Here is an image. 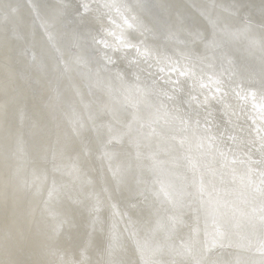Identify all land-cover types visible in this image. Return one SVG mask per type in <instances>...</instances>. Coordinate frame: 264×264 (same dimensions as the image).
Instances as JSON below:
<instances>
[{"label":"snow or ice","instance_id":"6c2138e0","mask_svg":"<svg viewBox=\"0 0 264 264\" xmlns=\"http://www.w3.org/2000/svg\"><path fill=\"white\" fill-rule=\"evenodd\" d=\"M81 7L90 13L88 3ZM148 7L143 0L135 4L127 0L100 4L97 6L99 29L94 35L89 33L104 71H111L115 64L112 54L118 52L128 60L130 69L146 64L159 71V75L152 74L150 84L143 82L137 71H132V79L127 72H116L109 81V94L119 92L114 102L129 113L130 119L121 118L119 110L108 105L97 113L89 110L86 118L73 108L65 113L70 132L65 135L57 132L53 139L51 129L39 121L27 130L13 126L9 112L14 98L0 104L5 212H15L20 207L19 198L31 197L25 217L33 215L32 203H35V213L43 220L48 237L54 238L59 233L68 221L56 203L63 196L70 198L81 173V160L91 155L84 144L74 157H69L68 152L90 123L98 139L102 134L106 137L101 140L99 158L108 162L117 189L134 185L130 206L135 208L143 203L150 212V218L137 228L130 220L125 221L124 213L110 203V196L104 199L95 191L87 193L90 214L97 219L105 206L113 209L103 264H131L122 258L125 233L135 245L137 264H257L239 256L232 260L216 255L220 250L233 248L248 252L255 249L260 256L258 264H264V18L259 24V73L237 71L226 50L228 43L239 40H246L250 48L256 46L257 41L251 38L255 26L247 17L235 29L224 25L217 31L218 22L214 23L211 36L200 37L204 54L196 56L202 65L197 71V65L191 62L193 54L179 47L184 44L179 30L165 34L166 40L177 45L174 55L149 43L150 34L154 39L157 37L156 28L138 11ZM133 33H139V37ZM70 61L71 58L61 57L59 65L52 70L70 73L73 70ZM217 61L226 63L227 68L218 70ZM99 73L97 68V76ZM173 74L177 75L176 80L172 79ZM181 77L191 80L193 90L198 88L199 94L190 91L187 99H182ZM113 81L118 88L112 86ZM205 88L208 92H204ZM229 98L242 102L245 108L251 106L248 112L251 124L246 136L243 128L239 133L227 125L221 130L207 116H201V110L207 112L211 101L223 105L226 114L231 111L235 115L233 105L227 102ZM142 108L146 115L141 114ZM104 116L110 119L105 122ZM26 136L34 140L32 152L24 148ZM121 150L123 160L113 167V160ZM257 155L259 158L254 159ZM66 159H71V166ZM57 173L68 180L58 182ZM189 218L191 223L187 222ZM33 223H37L35 218ZM184 228L187 232L180 236ZM4 239L6 244L18 243L20 236L9 233ZM3 264L69 262L7 260ZM78 264L91 262L82 258Z\"/></svg>","mask_w":264,"mask_h":264},{"label":"bare ground","instance_id":"6f19581e","mask_svg":"<svg viewBox=\"0 0 264 264\" xmlns=\"http://www.w3.org/2000/svg\"><path fill=\"white\" fill-rule=\"evenodd\" d=\"M54 1L56 3L52 7L49 2L53 1L44 0L41 7L37 8L34 21L29 7L16 5L8 0H0V104L5 99L14 98L9 112L13 126L27 130L33 123L39 121L51 129L54 139L57 132L61 135L70 132L65 113H70L75 108L86 118L89 110L97 113L104 105L118 109L121 118L130 119L129 113L120 109V105L114 102V97L120 95L119 92L109 94V81L112 80L117 70L115 71L112 67L107 73L100 70L97 76L96 59L88 61L84 57L82 46L77 42V38L84 35V32L80 28V21L77 23L73 17L76 13L80 20L79 10L75 6V9L70 8L72 5L70 2ZM184 1L189 5H184L189 12L194 10L192 8L197 9L196 0ZM13 8L18 9L12 11ZM96 12H98L97 7H93L86 16L89 19L87 21L90 23L89 26L95 28L99 25ZM245 17L249 18L247 12H242V15L237 17L222 19V26L228 25L235 29ZM36 20L38 24L42 23V31H37V26L33 25ZM254 31H258L257 35L261 40L259 28H254ZM260 40L257 39V42L259 43ZM65 43L68 48H64ZM244 44L245 40L233 41L226 45V50L231 51V57L234 58L235 63L239 62L241 66L243 64L244 71L254 70L259 73L260 64L235 53L241 47L244 49ZM69 47H71L70 50ZM26 51L27 55H30L28 60L25 57ZM55 51L64 60L71 58L73 70L70 73L65 74L62 71L52 70L60 63L54 58ZM197 55L198 53L195 54V59ZM122 62L125 63L128 60L125 59ZM258 62H261V59ZM129 70L133 69L129 68ZM102 76L106 78V81L103 86H100L96 81L99 82ZM112 86L119 87L114 81ZM108 119L110 117L104 116L105 122ZM2 127L3 116L0 115V130ZM91 127L89 123L88 130L83 132L80 139L73 141L69 149L68 156L74 157L80 150L81 144H84L90 149L91 155L86 160L83 158L81 160V173L79 179L76 180V187L71 190L70 198L63 196L56 203V207L68 222L54 238L48 237L43 220L35 213V203H32L33 215L25 217V208L31 202V197L19 198L20 207L15 212H5L2 195L3 166L0 160V264L7 260H64L69 264H78L82 258H86L91 264H103L106 259L104 252L109 243L113 209L105 206L98 219L90 214L91 201L87 197L90 191L99 193L104 199L110 196V203L116 204L117 210L124 213L125 221L130 220L137 228L142 227L141 224L150 218L149 208L145 204L139 203L135 208L130 206L135 195L134 188L131 190L132 185H122L117 189L112 173L109 171L108 162L99 158L98 149L101 141L91 131ZM104 138L106 137L103 135L102 139ZM25 141L24 148L32 152L33 138L26 136ZM2 153L3 145L0 143V156ZM122 160L123 150L113 160V167ZM65 162L71 166V159H66ZM55 179L63 183L68 180V177H61L57 173ZM88 181H91V184ZM51 182L52 176L50 175L48 183L51 184ZM34 218L37 220L35 224L33 223ZM187 222L189 223V219ZM123 226L124 224L121 223L122 228ZM9 233L13 237L20 236L19 242L13 241L11 244H6L4 236ZM122 243V258L131 264H137L139 256L127 233L124 234ZM217 253V256L222 257V251ZM163 259L166 260L167 256L165 255Z\"/></svg>","mask_w":264,"mask_h":264},{"label":"water","instance_id":"95a60500","mask_svg":"<svg viewBox=\"0 0 264 264\" xmlns=\"http://www.w3.org/2000/svg\"><path fill=\"white\" fill-rule=\"evenodd\" d=\"M8 1L11 3H15L16 5H21L23 7L24 6L27 8L29 7L30 12L35 21V13L38 10L37 8L41 7L44 0H8ZM49 1H53V2H49L52 7L56 3L54 0H49ZM64 2L72 3L70 8L75 6L79 10L78 15L80 16V20L78 19L79 17L77 16L76 13L73 14V17L77 21V23L80 21V28L84 32V35L77 38V42L82 46L84 57L88 61H94V59H96L98 63L97 67L100 68L101 71H104L102 68V61H100L99 57L96 55L95 46L92 44V41L89 36V33L93 35L96 33V31L99 29V25H97L98 26L97 28L91 27V25L89 26L90 23H87L89 19L86 17L88 13H85V10L81 7V5L83 3H88L91 7L92 6L97 7L98 5L104 4L106 2L110 3L112 2V0H102V1L101 0L99 1L64 0ZM127 2L130 4H135L137 0H127ZM143 2L149 7L147 9H142L138 11H140V14L145 17L146 22L155 26L157 32V37L155 39L151 34L148 36L149 43L154 48H160L162 50H165L166 54L168 55H174L177 45L172 41L166 40L165 34L169 30H179L180 39L184 41V44L179 45V47L185 48L186 50L190 51L193 54L191 57V62L197 65V71H199V68L202 67V65L198 63V61L195 59V54L198 53V55H202V53H204V45L201 42L200 37L203 36L210 37L213 32L214 23L218 22L217 31H219V29L223 27L222 19L237 17L242 15V12L244 13L247 12L255 28H259L260 21L262 18H264V15H262L264 14V0H196L195 4L197 5V9L192 8L194 9L192 12H189L187 8L184 6V5L189 6L188 4L185 3L184 0H143ZM93 7L91 9H93ZM14 9H18V8H14ZM100 11L103 12L107 10L100 9ZM95 15L98 16V12H96ZM33 25L37 26L36 27L37 31H42L41 26L43 27V25L41 22H39L38 24L36 20L35 24L33 22ZM257 33L258 31H253L251 37L256 41L257 39L260 40ZM133 35L139 37V33H133ZM257 44L259 45L258 42ZM257 44L255 47L250 48L248 42L245 40V44L243 45L244 49H242L241 47V49H237L235 53L238 55H243L249 60L261 65V62H258V60L260 61L261 59L260 57L261 51L259 50V46ZM66 47L68 48L67 43L64 44V48ZM70 49L71 47H69V50ZM27 54L28 52L26 51L25 57L28 60L30 58V55ZM229 54H230V58L234 62V58L231 57V51L229 52ZM60 57L61 55L55 51L54 52L55 60L60 61L61 60ZM112 58L115 61V64L111 66L112 69H114L115 71L117 70V72H127L129 79L133 78L132 76H129L132 73V71H137L140 72L143 82L150 84L153 78L152 74L155 73L159 75V71L156 67H149L146 64H142L139 69H133L132 71L129 70V68L127 67L129 66L128 62L125 63L122 62L125 61L122 52L112 54ZM174 58H179V57L174 56ZM32 59L34 60L33 57ZM32 59H30V61H32ZM216 66L218 70L221 68H227V64L226 63L221 64L220 61L219 62L217 61ZM234 67L237 69V71H241L245 68L243 64L241 66L239 62L236 63L234 62ZM105 72L107 73V71ZM165 74H167V72ZM172 79L176 80L177 75L173 74ZM180 80L184 81L183 93L180 94L182 99H187V94L190 91H192L194 95L199 94L198 88L193 90L191 80L185 81L183 77H181ZM105 81L106 78L102 76L101 80L99 82L96 81V83L97 84L99 83L100 86H103ZM205 82L207 83V81ZM209 87L211 86L209 85ZM204 92H208V88H205ZM200 98L203 99V95H201ZM153 100H155V97H153ZM227 102L233 105L235 109V115H232L231 111L226 114L223 105L218 104L215 101H211V103L207 106V112L201 110V116L202 117L207 116V118L210 121H212L213 124L218 125L221 130H223L224 127L227 125V127L234 128L235 131L239 133L240 129L243 128L244 129L243 135L246 136L248 127L251 124V120L248 119V112L250 111L251 106L248 105V107L245 108L243 107L242 102L238 103L234 98H229ZM184 107H187V105L185 104ZM144 113H146V110L142 109L141 114L144 115ZM230 117H231V123H229ZM102 137L103 135L99 139L100 141ZM258 158H259L258 155L254 156V159H258ZM133 188L134 185H132L131 190ZM191 222L192 221L189 218V223ZM143 224L144 223H142L141 225L143 226ZM186 232L187 229L184 228L179 232V235L184 236ZM220 251H222L223 255L222 257L219 255V257L222 259L235 260L237 256H239V258H241L242 260H255L257 261V264L260 259L259 253L255 252V249H253L252 252L238 250L235 248L224 249Z\"/></svg>","mask_w":264,"mask_h":264}]
</instances>
